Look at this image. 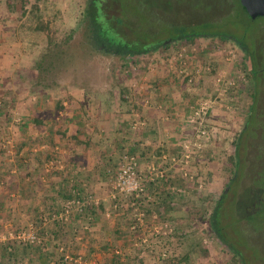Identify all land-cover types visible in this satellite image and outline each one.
Masks as SVG:
<instances>
[{"label": "crops", "instance_id": "crops-1", "mask_svg": "<svg viewBox=\"0 0 264 264\" xmlns=\"http://www.w3.org/2000/svg\"><path fill=\"white\" fill-rule=\"evenodd\" d=\"M205 47L190 57L188 85L180 71L178 74L165 63L147 60L149 63L136 69L123 85L102 94L43 89L39 92L42 95L29 99L31 107L21 113L23 124L12 125L14 149L7 152L0 148V264H67L59 251L61 246L71 255H83L91 264H115L118 257L124 264L140 236L146 240V248H153L149 238L156 235L152 229L160 220L152 215V205L161 204L164 210L170 203L164 185H149L151 205L135 200L150 216L145 220V231L137 232L129 228L132 216L127 214L133 197H114L111 182L124 153H133L145 170L149 165H160L164 156L180 155L182 144L192 139L187 115L200 100L213 98L209 91L214 76L200 70L201 60L207 62L208 58ZM3 61L0 37V96L5 88H1V75L9 76ZM224 61L219 59L221 71ZM13 90L18 92L17 87ZM222 113L212 106L207 115V127L213 130L206 140L209 144L216 142L214 136L226 132L219 131L226 126V120L218 117ZM136 118L144 123L140 130L132 127ZM4 133L0 139L7 137ZM206 147L211 149L212 145ZM56 160L61 165L47 171L46 163ZM75 191L80 199L92 195L99 204L89 208L87 216L72 215L67 223H44L43 218L61 209ZM29 223L44 232V246L29 248L9 238Z\"/></svg>", "mask_w": 264, "mask_h": 264}, {"label": "rangeland", "instance_id": "rangeland-1", "mask_svg": "<svg viewBox=\"0 0 264 264\" xmlns=\"http://www.w3.org/2000/svg\"><path fill=\"white\" fill-rule=\"evenodd\" d=\"M123 1L125 15L134 26L135 35L140 38L153 39L158 35H188L191 32L195 34L202 31H222L233 34L240 40L245 39L251 44H260L264 41V16L251 17L238 0H173L170 7L167 6L165 0ZM72 4L73 0H0L1 58L4 59L2 64L9 74L7 78L1 75V88L3 86L5 88L1 90L3 93L0 99L3 106H0V109H3L5 113L7 112V117H0V134L3 135V130H5L4 134L7 136L16 137L13 128L9 129L6 126L11 123L10 111H7L9 106L16 116L24 119L21 113L23 109L31 107L29 99L32 96L42 95L39 92L43 88L36 85L31 77L30 62L48 42L46 38L54 36L68 21ZM201 14L212 21L192 22L196 15L199 17ZM175 21L176 23H174ZM186 45H188L186 52H189L190 55H192L189 49L191 46H196L197 50H202V47L208 46L207 62L204 59L201 62L203 67L208 66V63L211 64V66L209 65L211 68L209 74L214 77L211 80L212 89L209 93L215 99L214 108L223 110V113L219 114L218 117L226 120V126L219 128V131L226 132L223 134L224 136L221 134H219L220 137L214 136L216 142L211 144L205 142L207 144L205 147L212 145L211 149L204 147L196 158H190L185 170H180L179 165H173L174 162L169 158L165 170V179L157 181L156 185H164L165 194L167 198H170V203L168 202L169 206L164 205V210H161V204L157 205L154 202L152 206L155 213L152 215H155V219L160 220V225H167L166 228L163 226L162 231L170 229L172 231L166 234L152 235L153 237L149 238V242L153 248H146V240L143 241L141 236L136 241L134 240L137 244L132 246L134 249L128 252V258L124 264H236L219 246L210 241L200 227L195 225L192 220V213L195 207L201 205L206 199L214 197L232 170V141L240 120L250 107L251 88L245 82V69L240 56L231 44L220 40H205L203 42L199 40L189 42ZM182 47L180 46L162 57L154 58L150 62L168 65L167 56L174 52L178 53ZM4 56L6 57L4 58ZM220 58L225 60L223 62L225 64H222L224 71L219 70ZM145 61L147 60L140 62L133 69V72H137L136 69H143L146 63H149ZM188 67H186L187 71ZM219 73L223 75L220 81L217 80ZM178 79L182 80L183 77L179 76ZM189 79L188 76L182 81L188 85ZM231 82L234 84H230ZM218 85H220L219 88ZM11 87H17L18 92H14ZM221 89H226V92L221 94L219 92ZM263 101L264 95L260 106L257 108V112L261 111L262 115L264 114ZM248 148L253 149L251 144ZM257 150L252 152L255 155L253 166L251 165L252 158L245 157L246 168L243 169L241 190L249 185V176L252 175L253 171L259 170L260 167L261 177L254 179L251 185L253 187L260 186L264 190V165L259 163L263 159L259 155L260 153L264 154V146ZM172 156L178 155L173 154L170 157ZM176 158L180 159V157ZM185 171H187L186 175ZM199 184H202L201 188H199ZM241 198L236 201L234 209L229 207L228 224L235 231L237 242L248 249L255 260H262L264 263V230L259 228L261 222L264 225V197L255 204V209L251 215L243 220L239 218L236 209H240L242 203L244 205L243 210L239 213H245L249 203L243 202L247 195L244 194ZM127 209L129 217L132 216L129 219V223L131 222L129 228L132 230L131 227L135 223L133 217L135 211L131 206H128ZM138 210L145 212V220L150 218L146 208L139 206ZM145 226L146 221L136 231L141 232L143 229L145 231ZM41 231L40 229V233L44 235V232ZM152 232L154 233L153 229ZM158 235L159 237H156ZM156 242L158 244H155Z\"/></svg>", "mask_w": 264, "mask_h": 264}, {"label": "flooded vegetation", "instance_id": "flooded-vegetation-1", "mask_svg": "<svg viewBox=\"0 0 264 264\" xmlns=\"http://www.w3.org/2000/svg\"><path fill=\"white\" fill-rule=\"evenodd\" d=\"M123 3V0H73L68 21L54 36L46 38L48 42L31 59L29 71L34 83L43 89H64L66 84L72 83L93 87V82L94 87L100 88L108 87V82L103 81L106 77V80L111 79V88L108 90L111 91L133 75V69L144 61L138 62L139 57L145 56L146 60L162 57L179 48L178 43L184 37H195L196 42L199 37H203L205 40H220L231 44L244 66L245 82L251 88L252 99L232 141V170L214 197L195 207L192 220L234 263L264 264L262 260H255L252 253L237 242L236 233L228 224L227 214L229 207L234 209L236 201L245 194L247 198L243 202L249 203L246 212L239 213L243 210L242 203L240 209H236L239 218L243 220L251 215L255 204L264 197V190L260 186L251 185L254 179H260L261 167L249 176V185L240 189L243 169L246 168L245 157L252 158L253 166L255 155L252 152L264 146V114L257 112L264 95V41L251 44L222 31L140 38L135 35L134 26L125 15ZM165 3L170 7L173 0H165ZM203 15H196L197 18L191 19L192 22L204 23L210 20ZM86 66L90 68L88 73L77 79L68 74ZM87 75L95 79L90 82L85 77ZM101 75L103 78L97 80V76ZM250 144L253 149L248 148ZM259 157L263 158L259 163L264 165V154L260 153ZM259 228L264 230L262 222Z\"/></svg>", "mask_w": 264, "mask_h": 264}, {"label": "built area", "instance_id": "built-area-1", "mask_svg": "<svg viewBox=\"0 0 264 264\" xmlns=\"http://www.w3.org/2000/svg\"><path fill=\"white\" fill-rule=\"evenodd\" d=\"M187 46L188 45L185 44L181 50H178V53L174 52L167 56L170 70H174L176 73L180 71V74H178L184 77L190 76L186 67H188L187 64L190 61V57L198 51L196 46H191L189 49L192 55H190L189 52H186L188 50ZM200 70L201 72H210L211 68L208 65L201 68ZM221 76L223 75L218 74V81L221 80ZM230 84L234 83L231 82ZM221 92H226V89H222ZM214 100V98L200 100L199 104L194 105L191 108L189 114L187 115L186 122L188 123L190 134L191 136L193 135V137L191 140H188L182 144L183 151L180 152V155L172 157L164 156L160 165L156 166L152 164L149 165L145 170L141 169L139 161L133 153L126 152L122 155L119 169L111 182V192L114 197H116L118 194L124 196L125 198L133 197L130 201V205L135 211L133 213L135 223L131 227L132 230H136L139 226L145 223V212L138 210L139 205L135 202V200L143 199V201L147 204L152 202V196L148 190L149 185L158 183L157 181L165 179V170L166 165L168 164L167 162H169V158H171L172 162H174L173 165H179L180 170H185L186 166L190 162V158H196L200 154L201 150L204 149L206 140L209 139L210 134H213L212 128L207 127L206 118L212 109V106L214 107ZM2 103L3 102L0 99V106H3ZM7 111H10L9 115H11V123L6 125L7 128L10 129L12 128V125L23 124V118L16 116L15 112L10 106L8 107ZM143 126L144 123L140 119L136 118L133 121L132 127L134 130H140ZM14 144L15 137L13 135H8L7 137L0 139V148L6 150L7 152H11L13 150ZM176 157H180V159H177ZM60 165L61 161L56 160L49 161L45 166L47 171H49L53 167H59ZM186 174L187 171H185V175ZM201 187L202 184H199V188ZM79 194L80 193L78 191H75L74 195L64 200L61 209L54 210L51 214H48L47 217L43 218V222L48 223L57 221L67 223L70 217L76 213L86 216L90 214L89 208L98 205L99 200L92 195H89V197L86 199H80ZM163 226L164 228L167 227V225L164 224L155 225L153 228L154 233L166 234L172 231L171 229L168 231H162ZM9 238L15 242L28 246H44L46 243V237L40 233L35 223H29L25 228L12 233ZM4 239L5 238H3V240ZM59 251L62 253L63 261L67 264H91L83 255H71L65 252V249L62 246L59 248Z\"/></svg>", "mask_w": 264, "mask_h": 264}, {"label": "water", "instance_id": "water-1", "mask_svg": "<svg viewBox=\"0 0 264 264\" xmlns=\"http://www.w3.org/2000/svg\"><path fill=\"white\" fill-rule=\"evenodd\" d=\"M240 3L242 5V7L244 8V10L251 16V17H258V16H264V0H240ZM196 38L195 37H184L182 38L179 43L178 46H183L189 42H193L195 41ZM200 42L205 41V39L203 37H199ZM240 48H238L239 50ZM147 57L145 56H141L138 59L139 61L142 60H146ZM250 62V60H248V63ZM89 66H86L85 68H81L78 70H74V71H70L68 72L69 75H72L73 77H75L77 79V77L79 78L80 75L85 74L86 72L88 73L89 70ZM87 78V80H89L90 82H92L95 78L93 76L87 75L85 76ZM102 79V75L101 76H97V80L98 79ZM99 79V80H100ZM103 81H105L108 85V87H94L95 84H93V82L91 83V85H93V87H89V86H85V85H78V84H66L67 87H64V89L69 90V91H73V92H80V93H85V94H102L105 91H108L111 87H110V82L111 79H107L106 77H104ZM89 83V82H88Z\"/></svg>", "mask_w": 264, "mask_h": 264}, {"label": "trees", "instance_id": "trees-1", "mask_svg": "<svg viewBox=\"0 0 264 264\" xmlns=\"http://www.w3.org/2000/svg\"><path fill=\"white\" fill-rule=\"evenodd\" d=\"M239 2H240V0H238ZM241 4V3H240ZM7 113V112H6ZM5 112H3V109H0V117L1 116H3V117H7ZM118 257V256H117ZM120 262H121V260H120V258L118 257L117 259H116V262H115V264H120Z\"/></svg>", "mask_w": 264, "mask_h": 264}]
</instances>
